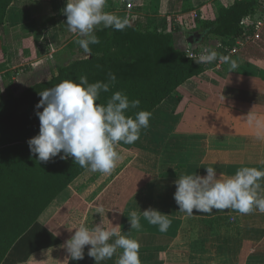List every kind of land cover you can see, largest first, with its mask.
Returning <instances> with one entry per match:
<instances>
[{
  "label": "crops",
  "instance_id": "crops-1",
  "mask_svg": "<svg viewBox=\"0 0 264 264\" xmlns=\"http://www.w3.org/2000/svg\"><path fill=\"white\" fill-rule=\"evenodd\" d=\"M65 5L66 0L12 1L0 26V77L10 75L17 88L20 76L30 79L29 67L52 59L76 38L66 27ZM217 8L213 0H110L104 11L151 26L171 16L213 20ZM256 33L257 38L236 42L237 52L230 55L236 69L218 62L186 81L151 113L135 143L119 142L115 148L121 159L109 174L86 170L59 194L37 221L60 244L21 264H96L87 255L90 245L78 261L61 247L80 222L129 232L140 243L141 264H264V213L194 210L188 216L173 198L181 174L203 177L207 167L216 170L217 178L233 176L241 167L264 171V20ZM178 41L184 45L183 37ZM250 112L251 123L246 120ZM167 172L175 177L161 179ZM259 183L258 194L264 196V179ZM149 208L168 215L166 231L143 217ZM131 211L140 217L139 230L131 229ZM227 217L234 223L227 224ZM121 252L99 264H116Z\"/></svg>",
  "mask_w": 264,
  "mask_h": 264
},
{
  "label": "trees",
  "instance_id": "trees-1",
  "mask_svg": "<svg viewBox=\"0 0 264 264\" xmlns=\"http://www.w3.org/2000/svg\"><path fill=\"white\" fill-rule=\"evenodd\" d=\"M12 1L0 0V26ZM109 6L110 0H106V10ZM120 18L125 19V15ZM246 18L264 20V5L259 0H233L227 6H218L216 17L204 20L195 29L199 33L207 31L203 42L190 48L179 43L178 37L188 32L177 26L171 25L167 31L157 25L132 23L131 18L119 31L101 24L94 29L100 43L90 45V56L83 53L76 37L52 59L27 69L33 82L22 92L15 94V81L10 75L0 77V264H21L31 254L60 244L37 220L87 170L72 157L61 160L63 153L48 162H38L31 154L27 141L39 133L35 114L39 92L63 80L78 82L81 76H86L89 83H108V74L113 73L115 86L109 92L101 91L97 103L106 104L115 91H122L130 101H140L139 108L128 110L126 115L140 110L152 113L186 81L219 61L198 64L187 56L188 52L199 54L201 48H209L222 55L238 40L253 35V25H242ZM210 36L217 46L206 42ZM66 55V61L60 63ZM174 177V172L160 176Z\"/></svg>",
  "mask_w": 264,
  "mask_h": 264
},
{
  "label": "clouds",
  "instance_id": "clouds-1",
  "mask_svg": "<svg viewBox=\"0 0 264 264\" xmlns=\"http://www.w3.org/2000/svg\"><path fill=\"white\" fill-rule=\"evenodd\" d=\"M105 5L106 0H66L63 9L66 27L76 34V43L87 56L91 55L90 45L100 43L94 34L96 26L102 24L105 28L119 31L128 24L126 19L104 11ZM191 55L189 52L188 56ZM217 60L229 64L230 70L238 67L236 60L218 55L209 48L202 50L196 63L208 64ZM108 77V83H89L86 76H81L78 82L63 80L39 92L41 99L35 106L39 133L27 141L38 162H48L63 153L61 160L72 157L74 163L82 168L109 174L121 159L115 146L119 142L133 144L140 138L141 129L149 126L151 113L140 110L132 116L126 115L128 110L139 108L138 99L130 101L125 93L115 91L106 104L97 103L101 91L109 92L115 86V74L109 73ZM254 119L251 112L246 117L250 123ZM205 169L206 176L181 174L174 182L176 191L173 198L180 212L188 216H192L194 210L197 213L229 209L240 214L253 210L264 213V196L258 194L264 171L241 167L233 176L220 174L217 178L213 167ZM142 215L150 224L158 225L160 231H166L170 226L168 215L158 210L149 208ZM129 221L131 229H140V217L136 211L130 212ZM117 228L112 226L110 231L103 222L92 227L80 222L79 226H73L74 235L61 247L66 249L71 260L78 261L84 259V248L90 245L87 255L94 258L96 264L111 259L117 249H122L116 264H141L139 241L129 238V232H117ZM113 237L115 239L110 243Z\"/></svg>",
  "mask_w": 264,
  "mask_h": 264
},
{
  "label": "rangeland",
  "instance_id": "rangeland-1",
  "mask_svg": "<svg viewBox=\"0 0 264 264\" xmlns=\"http://www.w3.org/2000/svg\"><path fill=\"white\" fill-rule=\"evenodd\" d=\"M230 1V0H229ZM229 1H226L225 2V0H213V3H216V5H218V6H223V5H227L228 3H229ZM260 1V3L262 4V5H264V0H259ZM191 17H194L193 15L191 16ZM200 17V16H199ZM199 17H197V22H195V17H194V21L193 20H190V21H185V20H182L180 17H175V16H171V17H166V18H161V19H156V21H155V24L154 25H157V26H160V28H166V30L167 31H170V29L169 28H167V26H171V25H173V27H175V26H177V27H179L182 31H186V32H188V35L186 34V33H184V34H186V35H184L183 36V40H184V46L186 45V40L188 39V36H190V34L192 35L193 33H195L196 32V30L195 29H197V28H199L200 27V25H201V23L204 21L203 19H200ZM191 19V18H190ZM189 20V19H188ZM257 19H250V20H248V25H251L252 23H253V21H256ZM181 21V22H180ZM195 22V23H194ZM169 23L171 24V25H169ZM99 26V25H98ZM97 27V26H96ZM256 32L257 31H254V33H253V35L252 36H250V37H253L254 36V34H256ZM249 37V38H250ZM246 40H248V39H246ZM245 41V40H244ZM203 42V41H202ZM206 42L212 47H214V46H217V43H216V40H215V38H213V36H210V37H208V39L206 40ZM241 42H243L242 40H241ZM215 50V49H214ZM237 52V51H236ZM235 52V53H236ZM235 53H233V54H230V55H234ZM56 55V54H55ZM229 56V55H228ZM230 57V56H229ZM66 59H67V55L64 57H62V58H60V63H62L63 61H66ZM54 65H55V59H54ZM29 75V74H28ZM32 82H33V79H32V77H31V74H30V79L29 80H27V78L25 77V76H20L19 78H18V87L17 88H15V90H14V92H15V94H18L20 91H22L26 86H29L30 84H32ZM56 203V202H55ZM55 203L54 204H52V206L50 207V209L51 208H53L54 207V205H55ZM50 209H48V212H49V210ZM47 212V213H48Z\"/></svg>",
  "mask_w": 264,
  "mask_h": 264
},
{
  "label": "built area",
  "instance_id": "built-area-1",
  "mask_svg": "<svg viewBox=\"0 0 264 264\" xmlns=\"http://www.w3.org/2000/svg\"><path fill=\"white\" fill-rule=\"evenodd\" d=\"M130 6L128 5L127 6V8H129ZM194 17L196 18V15H194ZM194 17H193V19H194ZM129 18L130 17H126L125 19L128 21L129 20ZM192 19V20H193ZM248 20H250V18H246L244 21H242V25H244V26H249L248 25ZM194 21V20H193ZM181 22V21H180ZM169 25H171L170 23H169ZM251 25H253L254 26V31H258V29L261 27V25H262V20H256V21H253V23L251 24ZM160 27V26H159ZM170 27L171 26H167V28H169L170 29ZM162 29H164V28H162ZM249 37L250 36H246L245 37V40L246 39H249ZM254 37H256L257 38V33L256 34H254ZM239 44L238 43H236V45L234 46V47H231V48H229V49H225L224 50V53L222 54V55H225V56H230V54H233V53H235L236 51H237V46H238ZM189 52H191L192 53V55H191V57H189L188 56V54H187V56L189 57V58H192L194 61H197L198 60V57H199V55H200V53L199 54H194L192 51H189ZM188 52V53H189ZM218 62H220V61H218ZM226 223L227 224H232V223H234V218L233 217H227V219H226Z\"/></svg>",
  "mask_w": 264,
  "mask_h": 264
},
{
  "label": "water",
  "instance_id": "water-1",
  "mask_svg": "<svg viewBox=\"0 0 264 264\" xmlns=\"http://www.w3.org/2000/svg\"><path fill=\"white\" fill-rule=\"evenodd\" d=\"M206 33L207 31L202 32V33L195 32L192 35L190 34V36H188V39H187V44L192 46V45L202 42Z\"/></svg>",
  "mask_w": 264,
  "mask_h": 264
}]
</instances>
